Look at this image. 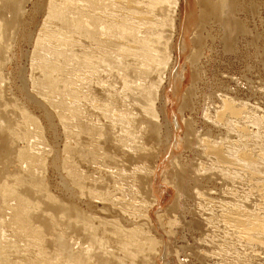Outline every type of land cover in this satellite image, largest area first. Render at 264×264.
Returning a JSON list of instances; mask_svg holds the SVG:
<instances>
[{
  "label": "bare ground",
  "instance_id": "1",
  "mask_svg": "<svg viewBox=\"0 0 264 264\" xmlns=\"http://www.w3.org/2000/svg\"><path fill=\"white\" fill-rule=\"evenodd\" d=\"M182 1L183 0H0V264H59L58 262L60 260H64L65 263L68 262V264H154L152 261V255H154L155 245L160 242L156 239L159 236L156 237L155 235L150 234L151 232L149 233L147 227L146 229L142 227V220H137L135 216H132L134 213L128 212V210H126L127 207L119 202L121 196L118 195L117 197L115 194H120L122 188L120 180L123 176L129 174V176L133 178V184L136 189H143L145 193L152 196V179L155 181L156 166L154 167V164L150 165V163L145 164V161L153 155L154 157H157L158 153H160L159 151L163 147L168 150L170 146L175 149L181 148L182 151L187 150L193 155L197 153V156L203 154L207 155L210 157L209 161L211 160L212 164L214 162L217 167L221 169L224 168L225 170L233 171L236 175L238 174V179L240 178L241 181L243 180L248 184V191L250 193H256L260 198L257 202V208L248 209L247 207L241 208L236 205H227L228 211H226V213L228 212V214H226V216L228 215L227 217L230 220L228 223H231V225L234 226L233 228H235L237 239L239 238L244 243H249L250 245L251 243H256L259 245L255 246H264V210L261 209L263 208L262 205H264V171L260 169H264V148L260 146L262 147L261 151L258 150L259 152L256 151L257 153H251V150L254 147H252L251 144L255 141L251 138L253 134L256 133L251 130L252 128L250 129L251 123L255 124V121H257L256 119L259 120L263 117L257 118L256 116L255 118L251 113L252 111H249L250 114L247 112L243 113L241 110L242 108L240 109L239 105L236 104L238 102L240 103V101H238L239 98L237 99L238 102H236L234 97L222 93L217 94L219 97L215 95L216 99L219 101L218 105H215L217 107L214 111L212 108L210 109L214 113H210L211 111L207 110V107L200 109V111L202 110L200 114L202 117L198 118L203 119H201V121L205 124L206 131H210L211 134L212 129L207 126L211 124L208 123H212L214 129H219L220 127L225 128L228 133L230 130L232 131L231 133L234 131L235 136H233L237 138L238 135L235 144L234 140L230 141L229 139H225V134L223 141L201 137V134L197 132L199 130L195 128L196 121H194L191 116L186 119H183L182 117V128L175 119L172 121L166 110L168 105H166L165 87L161 84L162 79H166V76H163L166 74L163 73L168 71V83L173 80L176 90H179L186 78V65L183 66L181 72H176L179 59H176L172 50L175 40L177 39L175 38V35L177 37L179 26L182 23ZM258 3V0H250V2L247 3L248 11L255 16L259 14V11L257 14H254V11H257ZM245 7L246 4L244 1L240 0H195L187 19L189 23L194 26L192 29V36L188 41L186 38H183L181 45V50L183 54L186 53V60L191 66H195L200 58V51L204 46L203 39L206 37L205 33H207L205 25H207L208 22L212 21L218 23V27L221 30V35L219 34L220 42L223 47L228 49L234 43L233 37L235 35L233 34H246L250 32L248 25L241 20L240 17L235 16L246 10ZM259 18L263 19L261 17ZM263 37L264 29L261 31L254 29L252 37L253 49L257 47L258 41L262 40L261 38ZM55 42L57 43L55 44ZM190 44L197 46V49L188 51ZM112 46H116V48H113ZM255 53H257V51ZM131 54L141 57V61L136 58L138 62L140 61L139 64L132 66L128 60L131 57L128 56ZM60 55L63 57V64L60 60ZM260 58L262 59V64H264V55H261ZM130 59L133 60L134 58ZM68 61L69 63H73L72 68L75 76L79 75L80 77L84 71L82 77L84 83H81L83 81H77L78 84H75V81H70L71 79L68 77V71H66V68L64 67V64H66V62L68 63ZM9 63L12 67L11 71L5 69L6 65ZM100 67H105L106 70H108V67L109 69H117L118 76L121 75L122 86L121 90H118L119 96L117 93L115 94L112 92L113 89L111 88L114 87H111L109 81L100 76L97 78L94 77L95 74H98V69ZM82 68H86V70ZM112 69L110 71H112ZM192 74L200 73L194 70ZM144 75L149 78L146 84L142 83L144 82L142 80L145 77ZM133 77L136 78L138 83L134 82L135 79H132ZM77 79L79 78L77 77ZM132 83L133 85H131ZM163 84L166 85L167 83ZM119 85H121V83ZM40 86L52 88L55 92H63L62 96L63 94L68 95L69 101L67 102H71V104L77 103V105H79L81 103H79L80 100H86L85 102L88 101V104L94 105V107L98 105V108L100 106L103 113L106 112V114L104 113V117L107 119L102 120L98 116H94V118L84 117L87 120L84 119L85 121L83 120L84 122H82L78 120L80 115L77 113V116H75L74 119H71L76 120L74 126L77 129L73 128L77 131L72 132L75 133V136H73L75 137L74 141L67 142L69 138L60 141L59 137L61 135H59L58 127L60 126L61 128L62 126V130H65V118L60 115L62 112L57 114L53 110H49L47 103L45 104L40 97L42 96L44 100L48 98L43 96ZM252 86L253 85L251 84L250 87ZM129 87H131V90L133 89L134 95L136 94L135 96H143L146 101H148L146 102V107H142V105L140 106L142 107L141 111L143 110L145 112L144 114L133 116V113L131 114L130 112H127V109V111L120 110L122 106L118 107V103H124L125 101V96L122 95L125 93L127 95L126 91H131L129 90ZM242 90L245 89L243 88ZM236 92L234 93L236 94ZM214 93L215 92H213V96ZM134 95L132 96L133 98ZM251 95L253 94L251 93ZM254 95L256 94L254 93ZM127 99L128 98H126V100ZM10 100L13 103L12 110L1 107V105L7 104ZM55 100L57 101V99ZM67 102L65 101V104L64 102H59V104L67 106ZM207 103L205 106H207ZM240 104L241 106L245 105L243 102ZM135 105L138 106L139 104L137 103ZM187 105V102H182L179 105V110L182 111L184 108L189 107ZM249 105H245L244 107H248ZM71 106L73 107V105ZM191 106L192 104L190 107ZM33 107L39 111V114H37V111L36 114L34 113ZM70 107L69 105L67 106V108ZM140 107L138 106L139 109ZM250 107L252 106L250 105ZM254 108L257 107L255 106ZM128 109L130 108L128 107ZM190 109L195 108L191 107ZM259 109L258 111H260ZM71 111H73V109ZM191 111L194 112L193 110ZM197 111L199 110H196V112ZM98 112L100 113V111ZM88 113L90 112H87V114ZM190 114L192 115V113ZM55 121L60 123L56 124ZM257 123L258 122H256V124ZM262 123L264 124V121ZM258 124L255 126H258ZM118 125L119 127H122L118 128ZM260 126L263 131L261 129L259 130ZM179 130H181V133H178ZM257 130L259 132L262 131L260 136L261 139L262 137L264 138V125L259 124L256 132ZM231 133L229 134L230 137ZM64 134H66V132ZM203 134L205 135V133ZM218 138L219 137L217 136V139ZM261 139H258V141ZM250 140H252L251 144ZM169 143L171 144L170 146ZM195 143L201 144V148L198 147V149H196L197 147H195ZM151 144L154 145L151 146ZM161 144L164 146L162 147ZM236 145L237 148H234ZM249 145H251L252 148ZM157 146L162 148L159 150ZM260 147L258 145V149ZM63 153H66L69 156L65 158V154ZM179 153L185 154L178 152L172 156L175 159L170 163L172 168L169 180L165 177L163 178L166 183H171L175 190V199L167 210L170 211V213L175 212L177 216L179 215L178 218H180V216L182 217L183 214L185 215L186 213L194 212L193 210L188 209L186 203L189 202L188 200H192L189 199L192 195H201L198 184L200 183V174L202 175V171H205V162L196 159L200 164L190 167L191 165H188V163L185 164L180 162L179 159L181 156H179ZM186 157L184 156L183 158L186 159ZM68 158H71V162L67 160ZM98 160L101 161L99 162ZM129 161L140 162L142 164L137 165L136 163H131L133 166L129 171V169H126L125 164ZM257 163H259V165ZM82 164L86 165V167L82 166ZM96 164L98 165V168L100 166L101 169H99L100 172L94 176V170H90H92L94 166L96 167ZM158 164H160V161ZM76 167L79 171H77ZM210 168L213 169V167ZM199 170H201V173ZM192 171L194 175L192 174ZM204 171L203 174H205ZM228 173L229 172H227V174ZM222 175H225V173ZM57 176H59L58 179ZM224 185L225 184H223V186ZM52 188H58L61 190V194L65 195V197L53 194ZM123 189L124 188H122V190ZM95 191L98 192L96 197L101 198L106 203H102L101 208L106 212L108 210L114 215V219L110 221L101 219L98 221L97 225H94L92 213L87 212L88 210L86 211L82 209L81 207L83 205L78 207V204H74L76 199L77 203L79 202V199L80 202L86 204L85 206L91 204L89 201H91L90 198L93 194L95 196ZM216 194L219 195V193ZM232 195L234 194L232 193ZM243 195H245L244 191ZM81 196H84L83 200L81 199ZM203 198L200 199L204 201ZM94 202L96 201L94 200ZM204 202L201 201V204ZM251 203L252 202H249L248 204H254ZM152 205L153 203L147 205V208L145 209L147 217H145L144 214L142 219H144V221L149 219L146 223H151V226L157 231L158 229L156 227L159 226H155V223H152L153 219L151 218L150 213ZM198 207L199 210H202L200 209V205ZM219 208H216L217 212L218 210L221 211ZM60 209L62 210L60 221L63 220V226L65 228L67 227L66 229H73L77 235H83L88 242V245H85V248L74 249L77 247L76 244V246L72 248L68 240H64V233L55 230L59 215H55L54 212H57ZM206 210L207 209L205 208L204 212H206ZM92 212L94 211L92 210ZM125 212L129 214V217L125 216L127 215ZM159 212L160 211H158L157 214L159 215V222L161 224V213ZM212 213L208 214L212 215ZM99 214L102 215L100 212ZM203 215L205 214L203 213ZM55 216L57 217L55 218ZM95 216L96 215H94V217ZM72 218L77 220L73 224L71 223ZM195 221H187L188 223L186 227L193 228V230L198 229V224L200 222H197L198 228L194 229V226H196ZM223 221L224 220H222V222ZM226 221L227 220H225V222ZM209 222H211V218ZM225 222L222 223V226ZM228 223V229H232V227H229L231 225ZM184 224L183 226H185ZM107 225H110V227L107 228ZM225 225L223 229L225 228ZM220 226L221 225L219 224V227ZM155 231H152V233ZM188 232H191V230ZM196 232L197 234L200 233L197 230ZM203 232L205 233V231ZM226 233L230 235L229 233H231V231ZM194 239L195 238L192 240ZM234 243L235 242H233V245ZM106 245H110L112 248L107 249ZM199 246L198 248L202 247ZM215 246L216 245L214 244V247ZM33 248L34 251H32ZM193 248H195V245ZM193 248H191V250H193ZM254 249L256 250V247L253 248V250ZM164 250L166 251V249ZM188 250H190V248ZM218 250L219 253L216 252L215 254H219L220 256V253L222 252H220V249ZM204 251L206 250L204 249ZM249 251H246V253ZM201 252H203V249ZM225 252L226 256H228L227 251ZM148 253H152V255H149V258L147 259L143 254ZM194 253L197 254V252ZM18 254H22L23 257L21 258L20 256L21 259L17 260L16 256L18 257ZM233 254L235 255V253ZM183 255L185 256V254ZM181 256L182 253L180 254V257ZM210 256L212 257V255ZM229 257L232 259L230 255ZM197 259H199V257ZM200 259H203V257ZM204 259L205 260L202 261L199 260V262L203 263L206 261V258ZM216 261L217 258L215 262ZM228 261H226V263H228ZM259 261L260 259H258V262ZM191 263H193V261H191ZM235 263H237V261Z\"/></svg>",
  "mask_w": 264,
  "mask_h": 264
},
{
  "label": "rangeland",
  "instance_id": "2",
  "mask_svg": "<svg viewBox=\"0 0 264 264\" xmlns=\"http://www.w3.org/2000/svg\"><path fill=\"white\" fill-rule=\"evenodd\" d=\"M240 1H244V3L246 4V7H245V9L246 10H244V11H242V12H240L238 15H235L236 17H240V19L241 20H243L247 25H248V29L250 30V32H248V33H246V34H244V33H238V34H233V35H235L234 37H233V35H232V37L234 38V43L232 44V46L231 47H229V49L228 48H225V47H223V45H222V43L220 42V38H219V36L221 35L220 33H221V30L219 29V27H218V23L216 22V23H214V22H208L207 23V25H205V30L207 31V33H208V35H207V33H205V35H206V37H204V39H203V48H202V50L200 51L201 52V55H200V58H199V60L197 61V63L195 64V66H191L188 62H187V60H186V53L185 54H183V52H182V50H181V45H182V39L183 38H186L187 39V41L191 38V36H192V29L194 28V26L193 25H191L190 23H189V21L187 20L188 19V15H189V13H190V11H191V7L193 6V3L195 2V0H183L182 1V18H181V21H182V23H181V25L179 26V33H178V35H177V37H176V35H175V38H177L176 40H175V43H174V46H173V52H174V54H175V56H176V59H179L178 60V64H177V69H176V72L177 73H179V72H181V70H182V68H183V66H185L186 65V67H187V70H186V78H185V81H184V83L180 86V88H179V90H176L175 89V85H174V83H173V80H171V82H169L168 83V80H167V78H168V71H166V72H164L163 74H166V75H163V76H166V79L165 78H163L162 79V81H161V84L165 87V94H166V105H168L166 108V110H167V112H168V115L170 116V118L172 119V121L175 119L181 126L183 125V122H182V117H183V119H186V118H188L189 116H191V118L194 120V121H196V127L195 128H197V130H199V131H197L198 133H200L201 134V137H203V138H208V139H213V140H215L216 139V141H223V138H225V136H226V138L225 139H229L230 141L231 140H234L235 141V144H236V139L238 138V135H237V138L236 137H234L235 135H234V131H233V133H231L232 131L230 130V132L228 133L226 130H225V128H220L219 127V129L218 128H215L214 129V125H212V123H208V122H206V123H208V124H211V125H207V126H209L212 130H211V134H210V131L208 132V131H206V129H205V124L203 123V121H201V119H199L200 117H202V115L200 116V114H201V111H200V109H202V108H206L207 107V110H209V111H211L210 113H212L213 111H214V109L217 107V106H215V105H218V101L219 100H217L216 99V96L215 95H217L218 93H222V94H226L227 96H230V97H234V100L236 101V102H238V101H240V103H242L243 102V104L245 103V105H251L252 107H250V105L247 107H244V106H241V104L238 102V103H236L237 105H239V107H240V109L243 111V113H245V112H247V113H249V111H252L251 113H252V115L256 118V116H257V118H259V117H263L262 119H256L257 121H255V124H252L251 123V125H253V126H251L250 125V129L251 130H253L256 134H253V136H252V140L254 139L255 141H253V143H252V140H250V144L252 145V147L254 148V150H253V148L251 147V145H249L251 148H252V150H253V152H252V150H251V153H257V152H259V151H261V149H262V147L264 148V138L262 137V139H261V136H260V134H261V132L263 131L262 129H261V126H260V128H259V130L261 129L262 131H258L257 130V132H256V129H258V127H259V124H262V125H264L262 122L264 121V104H263V101H264V64H262V59L260 58V56L261 55H264L263 54V52H264V40H263V38H261L262 40H259L258 41V44H259V46H258V44H257V47L256 48H254L253 49V46H252V37H253V33H254V29H256L257 31H261L262 29H264V7H263V5H264V0H258V7H257V11L255 12L254 11V14H257L258 13V11H259V14H257L256 16L255 15H253V13L251 14V12H249L248 11V8H247V3H249L250 2V0H240ZM196 7V6H195ZM40 17V16H39ZM38 17V18H39ZM259 17H261V18H263V19H260ZM259 20H261V21H259ZM262 20H263V22H262ZM260 22V23H259ZM262 25V26H261ZM205 31V32H206ZM220 34V35H219ZM52 42H54V41H52ZM57 42H55V44H56ZM51 46V45H50ZM113 48H116V46L114 47V46H112ZM259 48V49H258ZM189 50L188 51H191L192 49H197V46H195V45H192V44H190V46H189V48H188ZM257 51V53H255ZM263 51V52H262ZM253 52V53H252ZM262 54H261V53ZM189 53V52H188ZM173 54V55H174ZM254 54V55H253ZM131 56V57H130ZM136 56V57H135ZM255 56H257V57H255ZM128 57H130V58H134L133 60L132 59H128L129 60V62L132 64V66H135V65H137V64H139V62L141 61V57L140 56H137V55H129ZM136 58H138V60L140 59V61L138 62V60L136 59ZM171 58V57H170ZM172 59V58H171ZM170 59V60H171ZM60 60H61V62H62V64H63V57H62V55H60ZM137 60V61H136ZM170 60H169V62H170ZM256 60H258V61H256ZM264 60V59H263ZM135 61V62H134ZM172 61V60H171ZM256 61V62H255ZM261 62V63H260ZM263 63H264V61H263ZM134 64V65H133ZM256 64V65H255ZM262 64V65H261ZM25 66H26V64H25ZM70 66V67H69ZM254 66V67H253ZM64 67L66 68L65 70L66 71H68L67 73H68V77H69V79H71L70 81H72V82H74L75 81V84H78V82H81V81H83L82 79V77H83V74H84V71H83V74H81L80 75V77H81V79H80V77H79V75H77V76H75L74 75V72H73V63L72 62H70L69 63V61H68V63L66 62V64H64ZM69 69H68V68ZM102 68V69H101ZM5 69H7V70H10L11 71V69H12V67H11V64L9 63V64H7L6 65V67H5ZM82 69H84V70H86V68H82ZM108 70H106V68L105 67H100L99 69H98V74H95V78H97V77H103V78H105L107 81H109L110 83H111V87H114V88H111V89H113L112 90V92L113 93H117V95L119 96V94H118V90H121V86H122V81H121V78H120V76L121 75H119L118 76V71H117V69L115 70L114 68L112 69V68H110L109 69V67L107 68ZM112 69V71H110ZM99 70H100V72H99ZM197 71V72H199L200 74H192V72L193 71ZM115 71V72H114ZM188 71V72H187ZM101 72H103V73H101ZM108 72H110V73H108ZM107 73H108V75H107ZM117 73V74H116ZM263 73V74H262ZM73 74V75H72ZM102 74V75H101ZM70 75V76H69ZM96 75H98V76H96ZM108 76V77H105V76ZM72 76V77H71ZM76 78H75V77ZM118 76V77H117ZM145 76V77H144ZM143 77V81L144 82H142V80H141V82L142 83H145L146 84V82H147V80H149V78L146 76V75H144ZM77 77L79 78V79H77ZM109 77H110V79H109ZM146 78V79H145ZM245 78H247V79H245ZM109 79V80H108ZM132 79H135L134 80V82H136V83H138L137 81H136V78L135 77H133ZM232 79V80H231ZM91 80H93V79H91ZM90 80V81H91ZM166 80V81H165ZM244 80V81H243ZM78 81V82H77ZM245 81H249V82H245ZM89 82V81H88ZM245 82V83H244ZM81 83H84V81L83 82H81ZM121 83V85H119ZM163 83H167L166 85L165 84H163ZM247 83V84H246ZM259 83H261V84H259ZM95 84V83H94ZM251 84L253 85L252 87H250L251 86ZM259 84V85H258ZM96 85V84H95ZM115 85V86H114ZM131 85H133V83L131 84ZM223 85H224V87H223ZM245 85V86H244ZM258 85V86H257ZM120 86V87H119ZM236 86V87H235ZM246 86H247V88H246ZM257 86V87H256ZM262 86V87H261ZM221 87V88H220ZM250 87V88H249ZM40 90H41V92L43 93V96L45 97V98H47V99H43V97L42 96H40L41 98H42V100L44 101V103L46 104L47 103V105H48V108H49V110H53L54 112H56L57 114L59 113L60 114V112H62L60 115H62V116H64V118H65V120H64V124H66L65 126V130L63 131L62 129V126H61V128H60V126L58 127V129H59V135H61L59 138V140L61 141L62 139H68V141L67 142H69V141H71V142H73L74 141V138L75 137H73V136H75V133H72V132H76L77 130H75V129H77L74 125H75V122H76V120H71L72 118L74 119V117L75 116H77V113H79L78 115H80V117H79V121H82V122H84L85 120L84 119H86L87 117H93L94 118V116L96 117V116H98V117H100L102 120H106L105 119V117H104V113L106 114V112H102L103 110L102 109H100V106H99V108H98V105H96L95 107H94V105H90V104H88L89 102L87 101V102H85L86 100H80L79 101V105H77V103L75 104V103H73V104H71V102H69L71 105H73V107L67 102V101H69L68 99V95H64L63 94V96H62V93L61 92H55V91H53L52 90V88H47V87H41L40 86ZM116 88V89H115ZM239 88V89H238ZM245 89V90H242V89ZM249 88V89H248ZM251 88H254V89H251ZM263 88V89H262ZM45 89V90H44ZM225 89V90H224ZM232 89V90H231ZM234 89H236V90H234ZM241 89V90H240ZM259 89H260V91L262 92V94H261V92L259 91ZM129 90H131V87H129ZM228 90V91H227ZM246 90H248V91H246ZM254 90V91H253ZM45 91V92H44ZM116 91V92H115ZM224 91V92H223ZM226 91V92H225ZM231 91V92H230ZM236 91H238V92H236ZM251 91V92H250ZM257 91V92H256ZM46 92H48V93H46ZM127 92V95H126V93L124 94V95H122V96H125V101H124V103L123 102H120V103H118L119 104V106L118 107H121L120 108V110H125V111H127V112H130L131 114L133 113V116H136V115H140V114H144L145 112L142 110L141 111V109H142V107H146L147 106V103L146 102H148V101H146V99L143 97V96H139V95H137V96H135L134 95V93H133V89L131 90V91H126ZM128 92H129V94H128ZM213 92H215L214 93V96H213ZM234 92H236V94L234 93ZM256 94V95H254V93ZM260 92V93H259ZM51 93V94H50ZM133 93V94H132ZM251 93L253 94V95H251ZM258 93V94H257ZM50 94V95H49ZM230 94V95H229ZM232 94V95H231ZM240 94V95H239ZM134 95V98L132 97ZM236 95H239V96H236ZM259 95V96H258ZM52 96V97H51ZM55 96H57V97H55ZM128 96H130V97H128ZM139 96V97H138ZM211 98H209V97ZM214 98H213V97ZM218 96V95H217ZM253 96H255V97H253ZM263 96V97H262ZM206 97H207V99H206ZM219 97V96H218ZM217 97V98H218ZM260 97V98H259ZM60 98H62V99H60ZM126 98H128L127 100L129 101H127L126 100ZM137 98V99H136ZM144 98V99H143ZM236 98V99H235ZM241 99V100H239V99ZM246 98V99H245ZM255 98V99H254ZM55 99H57V101L55 100ZM58 99H60V100H58ZM64 99H65V101L68 103V105H69V107L70 108H67V106L65 105L64 106V104H65V101H64ZM67 99V100H66ZM141 101H140V100ZM237 99H238V101H237ZM249 99V100H248ZM251 99H253V100H251ZM256 99H258V100H256ZM53 100V101H52ZM137 100V101H136ZM145 100V101H144ZM208 100V101H207ZM247 100V101H246ZM54 101H56V102H54ZM83 101V102H82ZM127 101V102H126ZM187 102L188 103V105L187 106H189V107H186V108H184L182 111L181 110H179V105L182 103V102ZM209 101H210V103H209ZM255 101V102H254ZM259 101V102H258ZM54 102V103H53ZM59 102L60 103H63L64 102V104H59ZM140 102V103H139ZM141 102H143V103H141ZM207 103V106H205L206 105V103ZM139 104L138 106L140 107L141 105H142V107H140V109L138 108V106L137 105H135V104ZM203 103H204V106H203ZM247 103V104H246ZM254 103H256V104H254ZM53 104V105H52ZM76 105V107H75V105ZM82 104V105H81ZM124 104V105H123ZM129 104V105H128ZM132 104H134V105H132ZM192 104V106L191 107H194L195 109H190L191 107H190V105ZM202 104V105H201ZM259 104V105H258ZM55 105V106H54ZM59 105V106H58ZM81 105V106H80ZM91 107H90V106ZM126 105V106H125ZM128 105V106H127ZM130 105H131V107H130ZM211 105V106H210ZM257 107V108H254L255 106ZM60 106H61V108H60ZM92 106H93V108H92ZM198 106V107H197ZM203 106V107H202ZM254 106V107H253ZM261 106H263V107H261ZM1 107L2 108H9V109H13V103H12V101L10 100L9 102H7V104H5V105H1ZM78 107H80V108H78ZM128 107L130 108V109H128ZM197 107V108H196ZM260 109H259V108ZM86 108H87V110H86ZM94 109V110H92V109ZM132 108V109H131ZM134 108V109H133ZM135 108H136V110L139 112H137L136 110H135ZM213 109V111L212 110H210V109ZM249 108V109H248ZM253 108H254V111H253ZM55 109V110H54ZM69 109V110H68ZM73 109V111H71V110ZM98 109V110H97ZM127 109V110H126ZM139 109V110H138ZM169 109V110H168ZM244 109V110H243ZM247 109V110H246ZM257 109V110H256ZM258 109L260 110V111H258ZM79 110H82V111H79ZM84 110V111H83ZM130 110V111H129ZM132 110V111H131ZM191 110H193L194 112H192ZM196 110H199V111H197L196 112ZM33 111H34V113L36 114L37 112V114H39V111L38 110H36L34 107H33ZM37 111V112H36ZM65 111V112H64ZM69 111V112H68ZM78 111V112H77ZM98 111H100V113L98 112ZM137 113H136V112ZM263 111V112H262ZM70 112H71V114H70ZM74 113V116H73V113ZM87 112H90V113H88L87 114ZM96 112V113H95ZM182 112V113H181ZM256 114H254V113ZM259 114H258V113ZM262 112V113H261ZM63 113H65V114H63ZM82 113V114H81ZM190 113H192V115L190 114ZM214 113V112H213ZM91 114V115H90ZM195 114V115H194ZM250 114V113H249ZM261 114H262V116H261ZM69 115V116H68ZM82 115H83V117H82ZM129 115V114H128ZM147 115V114H146ZM145 115V116H146ZM174 116V117H173ZM84 117H86V118H84ZM104 117V118H103ZM199 117V118H198ZM69 120H68V119ZM77 119V118H76ZM68 120V121H67ZM84 120V121H83ZM87 120V119H86ZM203 120V119H202ZM263 120V121H262ZM70 121H71V123H70ZM74 121V122H73ZM59 122V121H58ZM201 122V123H200ZM256 122H258L257 124H258V126H255V125H257L256 124ZM55 123L56 124H59V123H57V121H55ZM120 124H122V123H120ZM119 124V125H120ZM198 124V125H197ZM48 125V124H47ZM119 125H118V128H120V127H122V126H120L119 127ZM204 127H203V126ZM49 126V125H48ZM68 127V128H67ZM75 129H74V128ZM255 127V128H254ZM182 128H183V126H182ZM202 130H201V129ZM222 129V130H221ZM213 130H215V131H213ZM225 130V131H224ZM218 131V132H217ZM66 132V134H64ZM71 132V133H70ZM216 132V133H215ZM226 132V133H225ZM178 133H181V130H179V132ZM203 133H205V135L203 134ZM231 133V137H230V134ZM64 134V135H63ZM196 134V133H195ZM207 134V135H206ZM221 134V135H220ZM224 134H225V136H224ZM229 136H228V135ZM70 135H71V137H70ZM213 135V136H212ZM219 137V138H221V139H217V136ZM234 135V136H233ZM69 136V137H68ZM212 136V137H211ZM257 136V137H256ZM216 137V138H215ZM228 137H230V138H228ZM234 137V138H233ZM255 137V138H254ZM233 138V139H232ZM258 139H261V140H259L258 141ZM50 141V140H49ZM260 141H261V144H260ZM51 142V141H50ZM90 142V141H89ZM234 143V142H233ZM256 143V144H255ZM259 145V147L260 146H262V147H260L259 149H258V145ZM154 144H151V146H153ZM171 144L169 143V146H170ZM196 145V146H195ZM195 147H197L196 149H198V147L199 148H201V144H196L195 143ZM256 145V146H255ZM160 146V145H159ZM159 146H157L158 148H159V150L164 146H162V144H161V146L162 147H159ZM193 146V147H194ZM255 147H256V149H255ZM92 148V147H91ZM234 148H237V145L234 147ZM157 149V148H156ZM165 150H166V148L165 147H163L159 152L160 153H158V156L157 157H154V155L153 156H151V157H149L148 159H147V161H145V164H149L150 163V165H153L154 164V167L156 166V169H155V181H153V179H152V184H153V195L151 196L150 194H148V193H145L144 192V190L143 189H136V187H135V185L133 184V178H131L130 176H129V174H127V175H125V176H123L122 177V179L120 180V182H121V187L122 188H124L123 190H122V188H121V190H120V194H115V196H117L118 197V195H120L121 196V199H120V203H122V204H124L127 208H126V210H128V212H132V213H134V215H132V216H135V218L137 219V220H142V223H143V225H142V227H144L145 229H146V227H147V229L149 230V233L150 234H152V235H155L156 237H158V238H156L157 240H159L160 242H158L155 246V251H154V255H152V253H148V254H143L144 255V257H147V259L149 258V255L151 256L152 255V261L154 262V264H229L230 262V264H241V262H242V264L244 263V264H264V250H263V248H264V246H255V245H259V244H252L251 243V245L249 244V243H244L242 240H240L239 238L237 239L236 238V236H237V233H236V231H235V228H233L234 226H232L231 225V223H228V221H230L229 219H228V215L226 216V214H228V212L226 213V211H228V206H231V205H233V206H238V207H241V208H243V207H247L248 209H252V208H257V202H258V200L260 199L259 197H258V195L256 194V193H250L248 190H249V186H247L248 184L245 182V181H241L240 180V178L238 179V174L236 175L235 173H233V171H228V170H225L224 168V170L223 169H221V168H219V167H217V165L213 162V164H212V161L210 160L209 161V156H207V155H200V156H197V153L195 154V155H193L192 153H190V152H188L187 150L186 151H182V149L181 148H177V149H175V148H173L172 146H170L169 147V149L168 150H166V152H165ZM259 150V151H258ZM257 151V152H256ZM178 152H182V153H185V154H181V153H179V156H181L180 157V162L181 163H185V164H187L188 163V165H191L190 167H192V166H194V165H198V164H200V163H198L199 161H196V159L197 160H201L202 162H205L204 163V166H205V171H204V173L205 174H203V171H202V175L200 174V176H201V178H200V183L198 184V187H199V190L201 191V195L200 196H198L197 194H194V195H192L191 196V198H189V199H192V200H188L189 202H187L186 203V205H187V207H188V209H191V210H193L194 212L193 213H191V212H189V213H186L185 215L183 214L182 215V217L180 216V218H178V216H177V214L174 212H172V213H170V211H168L167 209L169 208V206H171L172 205V203H173V200L175 199V190H174V188L172 187V185H171V183H166V181H164L163 180V178L165 177L166 179H168L169 180V177L171 176V162H172V160L173 159H175V158H173L172 156H174L176 153H178ZM189 153V154H188ZM63 154H65L64 155V157L65 158H67L69 155L68 154H66V153H63ZM181 154V155H180ZM188 155V156H187ZM186 157V159L185 158H183V157ZM193 157V158H192ZM200 157V158H199ZM201 157H203V158H201ZM189 159V160H188ZM69 162H71V158H68L67 159ZM203 160H205V161H203ZM99 162L101 161V160H98ZM159 161H160V164H158L159 163ZM189 161H190V163H189ZM207 161H209V162H207ZM130 162V163H129ZM129 162H127V163H125L126 164V169L128 170L129 169V171H130V169H131V167L133 166V164H131V163H136L137 165H141L142 163H140V162H131V161H129ZM196 163V164H195ZM211 163V164H210ZM71 164V163H70ZM131 164V165H130ZM209 164V165H208ZM258 165H259V163H257ZM91 165V164H90ZM130 165V166H129ZM160 165V166H159ZM214 165V166H213ZM82 166H84V167H86V165H84V164H82ZM210 167H213V169H211ZM216 168H217V170H216ZM256 168H259V167H256ZM76 169H77V167H76ZM85 169V168H84ZM99 169H101V167L99 166V168H98V165L96 164V167L94 166V168L92 169V170H90V171H93L94 170V172H93V174H94V176L95 175H97L99 172H100V170ZM211 169V170H210ZM215 169V170H214ZM220 169V170H219ZM262 171H264V169H262V168H260ZM126 170V171H127ZM77 171H79V169H77ZM129 171H127V172H129ZM214 171V172H213ZM219 171V172H218ZM222 171V172H221ZM224 171H227V172H229L228 174H227V172H224ZM199 172L201 173V170H199ZM208 172H210V173H208ZM207 173H208V175H207ZM216 173V174H215ZM225 173V175H222V174H224ZM192 174L194 175V173H193V171H192ZM234 174V175H233ZM229 177H227V176ZM229 175H231V176H229ZM235 176H237V177H235ZM130 177V178H129ZM226 177V178H225ZM235 177V178H234ZM59 178V176H57V179ZM209 178V179H208ZM224 178V179H223ZM202 179V180H201ZM205 179V180H204ZM211 179H216V180H211ZM217 179H219V180H217ZM209 180H211V181H209ZM236 180V181H235ZM126 181V182H125ZM207 183H206V182ZM225 181H226V183H225ZM210 182V183H209ZM217 182H218V184H217ZM229 182V183H228ZM124 183V184H123ZM220 184V185H219ZM223 184H225L224 186H223ZM232 184V185H231ZM236 184V185H235ZM202 185V186H201ZM208 185V186H207ZM214 185V186H213ZM241 185H243V186H241ZM156 186H157V188H156ZM201 186V187H200ZM226 186H227V188H226ZM229 186V187H228ZM231 186V187H230ZM240 186V187H239ZM126 187V188H125ZM208 187V188H207ZM217 187V188H216ZM219 187H221V188H219ZM225 187V188H224ZM233 187V188H232ZM246 188V189H244V188ZM207 188V189H206ZM215 188V189H214ZM230 188V189H229ZM239 189V191H238V189ZM58 189V188H57ZM56 188H52V192H53V194H55V195H61V196H63V197H65V195H62L61 194V190H57ZM206 189V190H205ZM210 191H209V190ZM217 189V190H216ZM219 189H221V190H219ZM225 189V190H224ZM228 189V190H227ZM244 189V190H243ZM136 190V191H135ZM208 190V191H207ZM217 192H216V191ZM221 191V192H219V191ZM227 190V191H226ZM240 190H242V191H240ZM246 190V191H245ZM60 191V192H59ZM205 191V192H204ZM212 191V192H211ZM233 191V192H232ZM243 191H244V194L245 195H243ZM247 191H248V194H247ZM55 192V193H54ZM57 192V193H56ZM136 192V193H135ZM211 192V193H210ZM213 192H214V194H213ZM219 193V195L218 194H216V193ZM235 192H237V193H235ZM242 192V193H241ZM246 192V193H245ZM59 193V194H58ZM95 193V196H94V194L91 196V198H90V200L91 201H89V203H91V204H93V203H95V204H93V205H91V204H89V205H87V206H85L86 204L83 202H80V200L78 199V203L76 202L77 201V199L74 201V204L75 205H77L78 207H81L82 205V209H84V210H88L87 212H90V213H92L93 214V216H92V220L94 221V225H97L98 224V221L99 220H105V221H110V220H112V219H114V215H112L108 210H107V212L105 211V210H103L102 208H101V204L102 203H105L104 202V200H102L101 198H98V197H96L98 194V192L97 191H95L94 192ZM207 193V194H206ZM210 193V194H209ZM226 193V194H225ZM232 193L234 194V195H232ZM238 193H241V194H238ZM133 194V195H132ZM135 194V195H134ZM206 194V195H205ZM247 194V195H246ZM256 194V195H255ZM197 195V196H196ZM203 195V196H202ZM214 195H216V196H214ZM235 195H237V196H235ZM125 196V197H124ZM150 196V197H149ZM209 196V197H208ZM218 196H220V197H218ZM256 196H257V198H256ZM132 197V198H131ZM152 197V198H151ZM195 197V198H194ZM196 197H200L201 199L203 198L204 199V201H205V199H206V201H207V199H208V201H207V203H206V201L204 202L203 200H201L200 198L198 199V198H196ZM215 197V198H214ZM234 197V198H233ZM241 197H243L244 199H246V200H244L243 198H241ZM246 197V198H245ZM250 197H252V198H250ZM255 197V198H254ZM83 198H84V196H81V199L83 200ZM125 198V199H124ZM129 198H131V199H129ZM225 198H227V199H225ZM229 198V199H228ZM237 198H239V199H237ZM81 200V201H82ZM94 200L96 201V202H94ZM130 200V201H129ZM150 200V201H149ZM209 200H211V201H209ZM215 202H214V201ZM224 200H227V201H224ZM243 201V202H241V201ZM248 200V201H247ZM250 200V201H249ZM128 201V202H127ZM198 203H196V202ZM201 201L202 202H204V203H202L201 204ZM217 201V202H216ZM239 201V202H238ZM57 202V201H56ZM93 202V203H92ZM124 202V203H123ZM137 202V203H136ZM211 202V203H210ZM222 202H224V203H222ZM225 202H226V204H225ZM249 202H252L251 204H253V205H250V204H248ZM256 202V203H255ZM79 203H81V204H79ZM153 203V205H152V209H150V213H151V218L153 219L152 220V223H155V226H159V227H156L158 230L157 231H155V229H154V227L153 226H151V223H146L147 221H149V219H147L146 221H144V219H142V216L145 214V217H147V212H145V209L147 208V205L148 204H152ZM220 203V204H219ZM224 205V206H226V207H224L222 204ZM100 204V205H99ZM106 204V203H105ZM135 204V205H134ZM195 204H197V205H195ZM203 204H204V206H203ZM206 204H207V206H206ZM209 204H211V205H209ZM240 204V205H239ZM95 205V206H94ZM99 205V206H98ZM189 205V206H188ZM201 206L200 207V209H202V210H199V207L198 206ZM228 205V206H227ZM242 205V206H241ZM246 205H248V206H246ZM90 206H91V208H90ZM119 206V205H118ZM156 206V207H155ZM213 206V207H212ZM217 206V207H216ZM222 206V207H221ZM255 206V207H254ZM263 206V208H261V209H263L264 210V205H262ZM88 207V208H87ZM93 207H95V208H93ZM194 207V208H193ZM220 207V208H219ZM226 209H224V208ZM58 208V207H57ZM87 208V209H86ZM193 208V209H192ZM204 208V209H203ZM205 208L207 209L206 210V212H208V213H212L213 211V213H212V215L211 214H208V213H206V212H204L205 211ZM212 208H214V209H212ZM219 208V209H221V211L220 210H218V212H217V209ZM223 208V209H222ZM96 209V210H95ZM131 209H133V210H131ZM137 209H140V210H137ZM195 209V210H194ZM198 209V210H197ZM213 211H212V210ZM92 210L94 211V212H92ZM225 210V211H224ZM51 212H53L52 210H50ZM60 211V212H59ZM61 209L60 210H58L57 212H54V214L55 215H59L58 216V220H57V224L55 225L56 226V228H55V230L57 231V232H63L64 233V240H68V242H69V244L71 245V247L72 248H74L76 245H77V247H75L74 249H80V248H85L87 245H88V242H87V239L85 238V237H83V235H77V234H75V232L73 231V229H70V228H68V229H66L64 226H63V224H62V222H63V220H61L60 221V215H61ZM98 211V212H97ZM139 211V212H138ZM158 211H160L159 213H161L160 214V217H161V224H160V222H159V215L157 214L158 213ZM190 211V210H189ZM212 211V212H211ZM96 212V213H95ZM99 212L102 214V215H100L99 214ZM215 212H217V213H215ZM58 213V214H57ZM169 213H170V215H169ZM203 213L205 214V215H203ZM214 213H215V215H214ZM221 213H225L224 215L223 214H221ZM50 214V213H49ZM53 214V213H52ZM100 216H98V215ZM125 214H127V215H125V216H127V217H129V214L128 213H126L125 212ZM136 214H137V216H136ZM153 214V215H152ZM164 214V215H163ZM188 214V215H187ZM196 214V215H195ZM94 215H96V216H98V217H94ZM108 215H110V216H108ZM141 215V216H140ZM196 217H198V218H196ZM203 217H202V216ZM221 215V216H220ZM222 215H223V217H222ZM47 216H49V215H47ZM106 216V217H105ZM108 216V217H107ZM140 216V217H139ZM171 218H170V217ZM193 218H192V217ZM214 216V217H213ZM57 216H55V218H56ZM206 217V218H205ZM208 217H210L211 218V222H209L210 221V218H208ZM216 217V218H215ZM218 217V218H217ZM222 217V218H221ZM110 218V219H109ZM149 218V217H148ZM186 218V219H185ZM190 218V219H189ZM196 218V219H195ZM205 218V219H204ZM208 218V219H207ZM215 218V219H214ZM165 219V220H164ZM167 219V220H166ZM176 219V220H175ZM183 219V220H182ZM200 219V220H199ZM213 219V220H212ZM189 220H193V221H195L196 223V226H194V229L195 228H198L197 227V222L200 224V225H202V226H200L199 224H198V226H199V228L198 229H200V230H198V229H195V230H193V228L191 229V228H188V227H186L187 226V221H189ZM222 220H224L223 222H225V220H227L225 223H226V225H225V223H224V225H225V228L223 229V227H224V225L222 226ZM77 220L75 219V218H72L71 219V223L73 224V223H75ZM139 221V222H140ZM186 221V222H185ZM201 221H202V223H201ZM163 222V223H162ZM206 222V223H205ZM214 222V223H213ZM222 222V223H221ZM79 223V222H78ZM109 223V222H108ZM170 223V224H169ZM184 223H186V224H184ZM204 223V224H203ZM227 223L229 224V225H231V226H229V227H232V229L231 228H229L228 229V226H227ZM110 224V223H109ZM183 224L185 225V226H183ZM219 224L221 225L220 227H219ZM212 227H211V226ZM108 227L107 228H109L110 227V225H107ZM205 226V227H204ZM162 227V228H161ZM184 227V228H183ZM206 227H208V228H206ZM222 227V228H221ZM191 230V232H188L189 230ZM205 228V229H204ZM227 228V229H226ZM61 229V230H60ZM162 230V232H161V230ZM207 229H210V230H207ZM231 229V230H230ZM233 229H234V232H233ZM188 230V231H187ZM196 230L197 231H199L198 233L199 234H197V232H196ZM205 231V233L203 232V231ZM214 230V231H213ZM218 230H219V232H218ZM99 231V230H98ZM152 231H155V232H153L152 233ZM229 231H231V233H229ZM69 232V233H68ZM201 232H203V233H201ZM221 232V233H220ZM226 232H228L230 235H228ZM164 233V234H163ZM216 233V234H215ZM225 233V234H224ZM194 234H195V236H194ZM204 234V235H203ZM207 234V235H206ZM164 235V236H163ZM197 235V236H196ZM201 235H202V237H201ZM206 235V236H205ZM227 235V236H226ZM235 236V238H234V236ZM161 236H162V238H161ZM194 236V237H193ZM210 236V237H209ZM219 236V237H218ZM222 236H224V237H222ZM226 236V237H225ZM70 237V238H69ZM169 237V238H168ZM203 237H205V238H203ZM229 237H230V239H229ZM231 237H232V239H231ZM72 238V239H71ZM193 238H195L194 240H192ZM199 238H200V240H199ZM208 238H209V240H208ZM222 239V240H221ZM224 239V240H223ZM71 240V241H70ZM81 240V241H80ZM83 240H84V242H83ZM166 240V241H165ZM186 240V241H185ZM191 240V241H190ZM199 240V241H198ZM218 240V241H217ZM226 240V241H225ZM227 240H228V242H229V244H228V242H227ZM230 240V241H229ZM239 240V241H238ZM196 241V242H195ZM210 241V242H209ZM215 243H214V242ZM232 241V242H231ZM240 241H242V242H240ZM75 242V243H74ZM167 242V243H166ZM193 242V243H192ZM213 242V243H212ZM217 242V243H216ZM225 242V243H224ZM233 242H235L234 243V245H233ZM238 242V243H237ZM240 242V243H239ZM166 245H165V244ZM187 243H188V245H187ZM189 243H192V244H189ZM201 243H202V245H201ZM76 244V245H75ZM197 244V245H196ZM205 244V245H204ZM214 244L216 245L215 247H214ZM235 244H237V245H235ZM238 244H240V245H238ZM249 244V245H248ZM86 245V246H85ZM160 245V246H159ZM194 245H195V248H193L194 247ZM202 246V247H200V246ZM208 245H210V246H208ZM212 245V246H211ZM219 245V246H218ZM110 246V245H109ZM108 245H106V248L107 249H111L112 247L110 246L109 247ZM164 246V247H163ZM169 246V247H168ZM185 246H187V247H185ZM188 246H189V248H190V250H191V248H193V250H191V251H193V252H191L190 250H188L189 248H188ZM198 246L200 247V248H198ZM206 246H207V249H206ZM221 246V247H220ZM226 246V247H225ZM239 246H241V247H239ZM168 247V248H167ZM183 247H185L186 248V250H185V248H183ZM209 247V248H208ZM211 247H213V248H211ZM233 247V248H232ZM239 247V248H238ZM248 247H250V248H248ZM256 247V250L254 249L253 250V248H255ZM263 247V248H262ZM163 248V249H162ZM224 248H225V250H224ZM231 248V249H230ZM244 248V249H243ZM164 249H166V251L164 250ZM202 249H203V252H201L202 251ZM204 249L206 250V251H204ZM212 249V250H211ZM218 249H220V252H222L223 253V255H222V253H220V256H219V254L217 255V254H215L216 252H218L219 253V250ZM227 249H229V250H227ZM249 249H250V251H249ZM160 250V251H159ZM164 250V251H163ZM188 250V251H187ZM218 250V251H217ZM242 250V251H241ZM32 251H34V248L32 249ZM225 251H227V254H228V256H226V252ZM233 251V252H232ZM235 251V252H234ZM244 251V252H243ZM246 251H249L248 253H246ZM253 251V252H252ZM144 252H146V251H144ZM143 252V253H144ZM161 252V253H160ZM194 252H197V254L196 253H194ZM201 252V253H200ZM208 252H209V254H208ZM225 252V253H224ZM232 252V253H231ZM236 252H237V255H236ZM259 253V255H258V253ZM159 253H160V255H159ZM163 253H165V254H163ZM182 253V256H184L183 254H185V256H186V258H185V256L184 257H180V254ZM203 253V254H202ZM205 253V254H204ZM233 253H235V255L233 254ZM246 253V254H245ZM192 254H194V255H191ZM207 254V255H206ZM215 256H214V255ZM225 254V255H224ZM232 254V255H231ZM239 254H240V256H239ZM242 254H243V257H242ZM245 254V255H244ZM247 254H248V256H247ZM254 254V255H253ZM260 254H262V255H260ZM162 255V256H161ZM177 255V256H176ZM187 255H188V258H187ZM210 255H212V257L210 256ZM229 255L232 257V259L229 257ZM250 255V256H249ZM20 256H21V258L23 257V255L22 254H18V257L16 256V259L18 260V259H21L20 258ZM175 256V257H174ZM194 256V257H193ZM198 258L199 257V259H197L196 257ZM205 256H207V257H205ZM213 256H214V258H213ZM219 258H218V257ZM239 257V258H237V257ZM254 256H255V258H254ZM256 256H258V257H256ZM156 257V258H155ZM177 257V258H176ZM203 257V259H200V258H202ZM224 257H225V259H224ZM260 257V258H259ZM175 258V259H174ZM191 258V259H190ZM195 258V259H194ZM204 258H206V261H204L203 263L202 262H199V260L200 261H202V260H205ZM211 258H213V259H211ZM216 258H217V261L215 262V260H216ZM234 258V259H233ZM260 259V261L258 262V259ZM262 258V259H261ZM179 259V260H178ZM193 259V260H192ZM198 261H197V260ZM219 259V260H218ZM221 259V260H220ZM231 259V260H230ZM246 259V260H245ZM250 259H252V260H250ZM176 260V261H175ZM183 262H182V261ZM196 260V261H195ZM208 260V261H207ZM212 260V261H211ZM223 260V261H222ZM225 260V261H224ZM228 260H230V261H228ZM233 260V261H232ZM53 261H55V260H53ZM63 261V262H62ZM185 261V262H184ZM187 261V262H186ZM191 261H193V263H191ZM211 261V262H210ZM219 261V262H218ZM226 261H228V263H226ZM237 261V263H235ZM240 261V262H239ZM263 261V262H262ZM180 262V263H179ZM182 262V263H181ZM207 262V263H206ZM210 262V263H209ZM251 262V263H250ZM262 262V263H261ZM59 264H68V262L67 263H65V261L64 260H60L59 262H58ZM52 264H55V263H52ZM70 264V263H69ZM72 264V263H71Z\"/></svg>",
  "mask_w": 264,
  "mask_h": 264
}]
</instances>
